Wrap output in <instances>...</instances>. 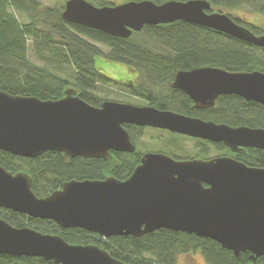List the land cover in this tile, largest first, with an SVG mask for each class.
<instances>
[{
	"label": "water",
	"instance_id": "obj_1",
	"mask_svg": "<svg viewBox=\"0 0 264 264\" xmlns=\"http://www.w3.org/2000/svg\"><path fill=\"white\" fill-rule=\"evenodd\" d=\"M209 0H129L97 6L66 0L65 21L128 38L146 25L175 21L212 28L264 48V34L238 24L230 14L207 12ZM195 108L215 105L221 95H238L264 105V71H230L217 66L178 70L171 84ZM136 124L167 129L223 143L234 153L264 149V128L231 126L153 105L105 100L93 106L73 88L56 100L13 95L0 90V149L37 158L47 151L65 158L110 161L114 151L134 152L124 127ZM0 208L49 219L62 228H82L104 239L141 237L161 228L211 238L239 256H264V167L229 155L176 159L147 151L132 175L121 180L72 179L47 196L32 190L27 171L11 172L0 163ZM0 254L40 257L56 264H128L99 244L71 243L59 234L18 227L0 217Z\"/></svg>",
	"mask_w": 264,
	"mask_h": 264
},
{
	"label": "trees",
	"instance_id": "obj_2",
	"mask_svg": "<svg viewBox=\"0 0 264 264\" xmlns=\"http://www.w3.org/2000/svg\"><path fill=\"white\" fill-rule=\"evenodd\" d=\"M89 1L97 6L114 4L107 0ZM153 1L160 4L167 0ZM209 1L227 8L249 5L254 11L264 14V0ZM64 9L65 3L51 7L39 0H0V90L13 95L56 100L62 98L65 90L71 87L89 104L101 106L109 99L99 95V86L120 83L96 66V57L103 55L110 61L121 62L139 72L137 84L129 86V90L144 104L231 126L264 127V105L260 103L247 101L238 95H222L211 108L196 109L188 95L171 86L178 70L201 66H217L230 71H264L263 47L182 20L146 25L128 38L113 37L65 21ZM15 11L23 13L28 21L22 22ZM231 17L255 34H264L261 27ZM101 45L108 47V52ZM31 47L40 64L31 60ZM68 65L74 68V72L68 76L59 74L58 70ZM124 127L132 140H136L131 125L124 124ZM168 145L179 147V141L171 140ZM209 145L196 141V146L201 148L198 154L202 158H207ZM212 146L220 151L226 148L222 143H213ZM165 153L177 159L195 157H184L170 151ZM112 154L110 161L82 157L67 159L57 151L27 158L0 149V163L11 172L27 171L32 177V190L44 197L72 179H103L113 175L125 180L141 161L140 151H112ZM235 157L250 166L264 167V150L253 149L247 155L238 154ZM0 217L18 227L28 226L59 234L71 243L99 244L113 257L128 264H178L180 255L195 251H199L208 264H264V256L255 261L249 251L236 256L214 239L168 228L141 237L124 235L104 239L98 233L82 228H62L53 220L33 218L4 208H0ZM0 264L56 263L40 257L0 254Z\"/></svg>",
	"mask_w": 264,
	"mask_h": 264
},
{
	"label": "rangeland",
	"instance_id": "obj_3",
	"mask_svg": "<svg viewBox=\"0 0 264 264\" xmlns=\"http://www.w3.org/2000/svg\"><path fill=\"white\" fill-rule=\"evenodd\" d=\"M44 5L47 6H57L59 4L65 3L66 0H39ZM115 4L124 3L127 0H107ZM220 11L230 14L233 17L239 18L249 24L256 25L264 29V14L254 11L251 6L244 5L237 8H227L224 6H215ZM17 17L22 21H28L27 17L18 11H15ZM105 52H108V47L101 45ZM31 60L40 64L34 55L32 47L30 48ZM96 66L102 70L104 74L114 80H119L120 83L116 84L114 82L100 85L99 95L104 99L116 100L120 102L132 103L136 105H147L141 98L135 97L130 93L129 86L121 82L124 80H133L135 72L128 68L125 64L121 62L110 61L103 55H98L96 57ZM59 74L63 76H68L74 72V68L70 65L62 67L58 70ZM122 83V84H121ZM161 133L148 130L144 131L142 139L138 141V146L140 150L152 151V152H175L180 156H196L200 152V147L196 146V140L184 139L185 137L181 135H168V133L159 136ZM171 140L179 141L178 146H169L168 143ZM169 141V142H167ZM209 152L207 158L222 155L223 152L209 145ZM178 264H208L202 254L199 251L191 252L189 254H182L178 257Z\"/></svg>",
	"mask_w": 264,
	"mask_h": 264
},
{
	"label": "flooded vegetation",
	"instance_id": "obj_4",
	"mask_svg": "<svg viewBox=\"0 0 264 264\" xmlns=\"http://www.w3.org/2000/svg\"><path fill=\"white\" fill-rule=\"evenodd\" d=\"M216 5H213L212 4V7L210 8V9H208L207 10V12H218V11H220L219 9H217L216 7H215ZM222 12V11H221ZM236 18V17H235ZM258 35H260V34H258ZM193 69V68H192ZM131 70H133L134 72H135V76L133 77V80L131 79V80H124V81H121V82H123V83H125L126 85H128V86H130V87H132V86H134V85H136L137 84V82H138V80H139V77H140V74H139V72L137 71V70H135V69H131ZM188 70H190V69H188ZM174 78H175V75H174ZM174 80V79H173ZM117 81H119V80H117ZM120 82V81H119ZM173 82V81H172ZM172 84V83H171ZM185 93V92H184ZM186 94V93H185ZM187 95V94H186ZM222 96V95H221ZM224 96V95H223ZM243 98V97H242ZM191 99V98H190ZM245 99V98H244ZM192 100V99H191ZM217 100V99H216ZM193 102V101H192ZM253 102H255V101H253ZM258 103V102H257ZM261 104V103H260ZM141 105H143V104H141ZM263 105V104H262ZM193 107H195L194 106V102H193ZM209 108H211V107H209ZM196 109H198V108H196ZM200 109H208V108H200ZM184 114V113H183ZM186 115V114H185ZM188 116H193V115H188ZM195 117H198V116H195ZM200 118V117H199ZM201 119H203V118H201ZM203 120H206V119H203ZM129 125H131V127H132V129H133V132L135 133V136L137 137V139L136 140H132V137H131V140L133 141V143L136 145V150L135 151H140L141 152V158H142V155L145 153V152H147V151H144V150H140V148H139V146H138V141L140 140V139H142V137H143V135H144V131L146 130V129H148V130H152V131H156V132H159V133H161L159 136H162L163 134H166V133H168V135L170 134H173V135H181V136H183V137H185L184 139H190V140H196V141H203L204 143H210V145L212 146V144H213V142H211V141H209V140H204V139H200V138H193V137H190V136H187V135H184V134H180V133H176V132H172V131H170V130H167V129H161V128H154V127H149V126H142V125H136V124H129ZM239 126H241V125H239ZM245 126H247V125H245ZM250 127H253V126H250ZM256 127H262V128H264L263 126H256ZM131 136V135H130ZM217 144H220V143H217ZM223 144V143H222ZM224 145V144H223ZM225 146V145H224ZM226 147V146H225ZM227 149H228V151H227ZM253 149H257V148H247L246 149V152L245 153H234V152H232L228 147H226L222 152H223V154L222 155H229V156H232V157H234V158H236L235 157V155H238V154H242V155H247V154H249V152L250 151H252ZM257 150H264V149H257ZM112 151H114V150H112ZM112 151H111V153H112ZM114 152H121V151H114ZM218 156H220V155H218ZM194 158H202L199 154H198V156H195ZM177 159V158H176ZM186 159H189V158H186ZM204 159H208V158H204ZM237 159V158H236ZM237 160H239V159H237ZM140 163H141V161H140ZM139 163V164H140Z\"/></svg>",
	"mask_w": 264,
	"mask_h": 264
}]
</instances>
